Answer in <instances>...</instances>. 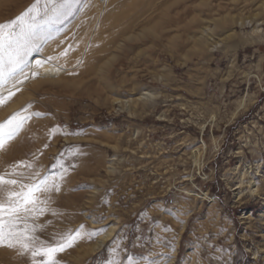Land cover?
<instances>
[{
    "label": "rangeland",
    "instance_id": "1",
    "mask_svg": "<svg viewBox=\"0 0 264 264\" xmlns=\"http://www.w3.org/2000/svg\"><path fill=\"white\" fill-rule=\"evenodd\" d=\"M32 3L0 0V23ZM58 27L0 87V123L31 117L0 174H63L38 241L96 233L58 264H264V0H81Z\"/></svg>",
    "mask_w": 264,
    "mask_h": 264
},
{
    "label": "snow or ice",
    "instance_id": "2",
    "mask_svg": "<svg viewBox=\"0 0 264 264\" xmlns=\"http://www.w3.org/2000/svg\"><path fill=\"white\" fill-rule=\"evenodd\" d=\"M81 0H33V3L14 19L0 23V87L18 80L24 75L28 66V57L40 50L41 45L54 38L60 31L58 25L64 23L75 11V6ZM69 48L59 53V56H49L47 61L58 60L68 54ZM44 62L37 60V67ZM33 76L37 73L33 72ZM14 86V85H13ZM14 93L10 92L9 96ZM0 103L3 100L0 99ZM36 115H40L36 113ZM30 116H20L19 113L0 123V151L13 140L22 130ZM17 167L31 168L30 164L20 162L8 174H0V192L4 186H11L6 191V199L0 198V247L16 249L19 255L29 254L33 264H58L56 255L71 247L84 235L81 229L63 235L56 243L45 245L35 236L38 225L33 223L47 212L56 215L55 209L50 208L51 194L61 191L62 173L36 174L31 184H21L13 178L18 173ZM22 175V174H19ZM19 190H16V187ZM167 231V229H164ZM139 239V238H138ZM40 259L37 260L36 258ZM107 264H118L115 259ZM128 264H138L129 259Z\"/></svg>",
    "mask_w": 264,
    "mask_h": 264
},
{
    "label": "bare ground",
    "instance_id": "3",
    "mask_svg": "<svg viewBox=\"0 0 264 264\" xmlns=\"http://www.w3.org/2000/svg\"><path fill=\"white\" fill-rule=\"evenodd\" d=\"M4 1V0H3ZM240 25L242 24L243 25V23H239ZM261 31L259 30V29H252L251 30V34H250V37H252L253 35H257V34H259ZM258 37V36H257ZM258 38H260V37H258ZM257 38V39H258ZM250 39H252V38H250ZM253 41H255V39L253 40ZM245 43V42H244ZM196 44H198V45H202V42H197ZM247 44V43H246ZM121 46H122V44L120 43V44H118V48H121ZM149 97H151V95L149 94V93H142L141 95H139L135 100H132V102H136V101H140V100H143V99H147V98H149ZM115 103H118V100H116L115 101ZM242 183V182H241ZM238 187H236V189H237ZM254 192V191H253ZM113 231L112 230H110L107 234H105V235H102V236H100L98 239H97V241L95 242V244H93L91 247H89V249L88 250H86L87 252L85 253V254H93L94 252H96V251H99L103 246H104V244H105V242L107 241V239L110 237V233H112Z\"/></svg>",
    "mask_w": 264,
    "mask_h": 264
},
{
    "label": "built area",
    "instance_id": "4",
    "mask_svg": "<svg viewBox=\"0 0 264 264\" xmlns=\"http://www.w3.org/2000/svg\"><path fill=\"white\" fill-rule=\"evenodd\" d=\"M107 0H100L102 4L106 3Z\"/></svg>",
    "mask_w": 264,
    "mask_h": 264
}]
</instances>
